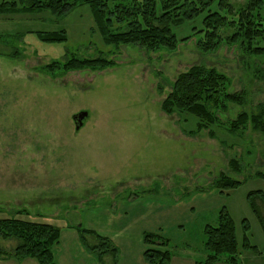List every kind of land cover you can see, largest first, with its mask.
I'll use <instances>...</instances> for the list:
<instances>
[{
  "label": "rangeland",
  "instance_id": "1",
  "mask_svg": "<svg viewBox=\"0 0 264 264\" xmlns=\"http://www.w3.org/2000/svg\"><path fill=\"white\" fill-rule=\"evenodd\" d=\"M247 1L227 0V11L237 15ZM262 6L264 19V1ZM200 18L173 25L179 39L200 27ZM226 27L218 28L220 40L236 28ZM60 29L67 40L59 44L42 43L33 34ZM198 36H188L172 52H148L140 46L103 44L86 6L64 18L47 13L1 15L0 218L22 210L20 219L47 222L58 229L71 225L77 231L94 213L113 212V206L126 207L129 201L141 206L158 198L166 206L203 192L208 201H196L208 209L184 220L191 225L182 243L199 253L203 226L213 223L225 207L234 221L241 264H264V233L246 198L257 190L264 197V181L254 177L264 173V134L248 123L236 135L214 127L215 139H209L206 131L190 136L187 132L197 122L193 117L180 119L160 110L169 85L195 64L226 75L229 91L246 93L245 104L227 105L228 110L220 113L221 123L227 125L242 111L254 114L264 104V76L256 73L264 68V59L247 58L237 44L220 43L204 54ZM100 54L115 65L94 71H45L49 63L66 56ZM80 111L87 116L76 130L72 117ZM233 158L240 165L239 174L229 168ZM220 174L241 184L220 194L212 186ZM259 201L254 198L256 205ZM243 220L249 223L248 242L254 249L243 246ZM85 239L94 244L92 236ZM17 244L13 238L0 239L4 250ZM170 244L174 256L183 252L181 246Z\"/></svg>",
  "mask_w": 264,
  "mask_h": 264
},
{
  "label": "trees",
  "instance_id": "2",
  "mask_svg": "<svg viewBox=\"0 0 264 264\" xmlns=\"http://www.w3.org/2000/svg\"><path fill=\"white\" fill-rule=\"evenodd\" d=\"M203 1L133 0L134 3L130 4L118 0H0V16L47 13L54 18H64L75 8L86 6L91 13L97 33L106 46L130 45L140 46L148 52L161 49L172 52L183 41L199 35L197 42L200 52L204 54L217 49L221 44H237L238 49L247 58L263 61L264 19L261 10L264 0H248L244 8L233 16L227 11L229 10L227 0H207L205 3ZM212 5H215V10H211ZM186 6L190 9H184ZM198 17H202L200 27L194 26L189 30V35L179 39L173 25L182 23V19L193 21ZM224 25L236 28L228 37L220 40L218 28ZM33 34L45 44H59L67 40L64 29L36 30ZM114 65L113 60L102 54L93 58H79L72 55L66 56L63 61L49 63L45 71L54 73L60 68L66 72L83 69L94 71ZM256 73H261L260 77H263L264 68L259 67ZM228 85V77L220 71L213 67L195 64L184 73L177 75L169 85L170 91L165 94L160 110L167 115L177 114L180 119L186 115L193 117L197 122L195 128L187 132L190 136L206 131L209 139H215L214 127H222L230 135H236L242 133L248 123L253 131L264 134V104L254 114L242 111L227 125L220 122L219 115L228 110L227 105L242 106L246 102L244 90L232 92L229 91ZM183 121L186 122L185 119ZM228 165L233 174L240 173L241 168L237 159H231ZM254 175L255 179L264 181L263 172H256ZM240 184L241 181L237 178L220 174L213 181L212 186L220 194H224ZM246 198L264 233L263 193L259 190L251 191ZM254 198L260 199L258 205L254 202ZM21 211L0 218V239L13 238L18 242L12 250H4L0 246V258L14 257L17 260L31 258L39 264H56L52 248L58 242L60 229L47 222L20 219L17 215H20ZM76 228L86 249L94 253L101 264L104 263L105 256L110 257L111 264H117L119 251L108 238L99 236L92 230L88 231L79 226ZM248 230L249 223L243 220V246L254 249L248 242ZM201 234L202 248L199 249V253L203 258L195 261V264H241L234 221L225 207L218 210L213 223L203 226ZM85 236H92L94 244L89 245ZM142 236L146 248L142 257L147 264H171L174 253L166 237L159 232L148 231Z\"/></svg>",
  "mask_w": 264,
  "mask_h": 264
},
{
  "label": "crops",
  "instance_id": "3",
  "mask_svg": "<svg viewBox=\"0 0 264 264\" xmlns=\"http://www.w3.org/2000/svg\"><path fill=\"white\" fill-rule=\"evenodd\" d=\"M208 201L207 194L201 192L193 195L190 201L171 202L162 206L156 198L136 206L133 201L126 207L113 206V212H96L89 220L84 219L83 228L92 230L99 236L108 238L118 249L117 264H147L142 255L146 249L142 234L146 231L161 233L173 245L181 246L183 252L173 256L171 264H195L203 257L200 253L194 254L182 241L187 237L185 229L191 223L185 224L184 220L190 219L195 214H202L208 207L197 201ZM86 220V221H85ZM58 242L52 248L54 263L56 264H101L94 253L86 249L78 232L71 225L60 227ZM180 248V249H181ZM200 248V247H199ZM198 250V249H197ZM103 264H111L112 260L106 256ZM0 264H39L31 258L17 260L0 258ZM224 264V263H215Z\"/></svg>",
  "mask_w": 264,
  "mask_h": 264
},
{
  "label": "water",
  "instance_id": "4",
  "mask_svg": "<svg viewBox=\"0 0 264 264\" xmlns=\"http://www.w3.org/2000/svg\"><path fill=\"white\" fill-rule=\"evenodd\" d=\"M86 116H87L86 111L85 112L80 111L78 113L73 114L72 121L76 130H79L82 127V122Z\"/></svg>",
  "mask_w": 264,
  "mask_h": 264
}]
</instances>
